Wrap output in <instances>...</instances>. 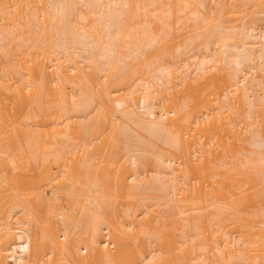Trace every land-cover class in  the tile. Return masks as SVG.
Listing matches in <instances>:
<instances>
[{"label": "bare ground", "instance_id": "bare-ground-1", "mask_svg": "<svg viewBox=\"0 0 264 264\" xmlns=\"http://www.w3.org/2000/svg\"><path fill=\"white\" fill-rule=\"evenodd\" d=\"M0 264H264V0H0Z\"/></svg>", "mask_w": 264, "mask_h": 264}, {"label": "rangeland", "instance_id": "rangeland-1", "mask_svg": "<svg viewBox=\"0 0 264 264\" xmlns=\"http://www.w3.org/2000/svg\"><path fill=\"white\" fill-rule=\"evenodd\" d=\"M107 238V237H106Z\"/></svg>", "mask_w": 264, "mask_h": 264}]
</instances>
